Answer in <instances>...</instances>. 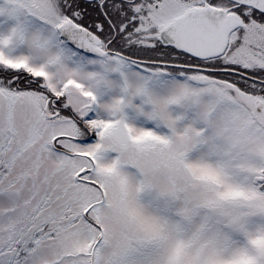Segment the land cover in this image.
<instances>
[{
    "label": "snow or ice",
    "instance_id": "1",
    "mask_svg": "<svg viewBox=\"0 0 264 264\" xmlns=\"http://www.w3.org/2000/svg\"><path fill=\"white\" fill-rule=\"evenodd\" d=\"M0 264H264V0H0Z\"/></svg>",
    "mask_w": 264,
    "mask_h": 264
}]
</instances>
